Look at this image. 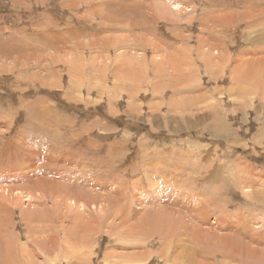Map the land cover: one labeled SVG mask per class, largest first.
<instances>
[{
  "label": "rangeland",
  "instance_id": "rangeland-1",
  "mask_svg": "<svg viewBox=\"0 0 264 264\" xmlns=\"http://www.w3.org/2000/svg\"><path fill=\"white\" fill-rule=\"evenodd\" d=\"M0 264H264V0H0Z\"/></svg>",
  "mask_w": 264,
  "mask_h": 264
},
{
  "label": "bare ground",
  "instance_id": "bare-ground-1",
  "mask_svg": "<svg viewBox=\"0 0 264 264\" xmlns=\"http://www.w3.org/2000/svg\"><path fill=\"white\" fill-rule=\"evenodd\" d=\"M164 5V4H163ZM168 6V5H167ZM170 7H172V6H170ZM174 7H176V6H174ZM170 13V12H169ZM17 145V144H16ZM15 146V145H14ZM19 146V145H18ZM20 148V147H19ZM25 163V162H24ZM185 244V243H184ZM180 246H181V244H179Z\"/></svg>",
  "mask_w": 264,
  "mask_h": 264
}]
</instances>
